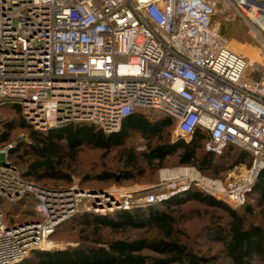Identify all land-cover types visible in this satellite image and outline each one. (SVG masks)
Listing matches in <instances>:
<instances>
[{
  "label": "built area",
  "instance_id": "built-area-1",
  "mask_svg": "<svg viewBox=\"0 0 264 264\" xmlns=\"http://www.w3.org/2000/svg\"><path fill=\"white\" fill-rule=\"evenodd\" d=\"M251 1L264 6V0H0V99L18 104L35 130L90 123L114 133L135 111L154 110L174 119L173 139L200 128L206 152L220 155L233 145L250 157L225 181L178 166L161 168L145 194L88 193L76 184L53 189L23 180L7 160V145L0 149V200L30 194L38 219L8 225L0 208V264L51 249L50 236L84 199L86 212L102 216L165 202L190 187L232 207L245 203L264 170V40L260 59H248L229 48L213 18L221 5L264 20Z\"/></svg>",
  "mask_w": 264,
  "mask_h": 264
},
{
  "label": "trees",
  "instance_id": "trees-1",
  "mask_svg": "<svg viewBox=\"0 0 264 264\" xmlns=\"http://www.w3.org/2000/svg\"><path fill=\"white\" fill-rule=\"evenodd\" d=\"M175 125L165 113L137 110L114 133H105L90 123H71L42 132L23 118L18 104L0 99V149L13 144L8 162L23 180L41 187H67L75 177L84 190L144 184L143 179L158 184L155 173L176 166H193L207 177L218 178L237 164L250 163L249 155L233 145L226 146L220 155L206 152L207 133L200 128L188 139L179 137L171 142ZM135 135L146 141L144 150H137L130 142ZM84 152L93 153L94 161L82 159ZM169 159L177 165H169ZM249 194L264 215V170ZM248 195L243 205L232 208L190 187L165 202L104 216L80 212L57 226L50 236L73 245L52 251L33 250L17 264H264V226L253 222L257 213ZM28 203L34 206L26 208ZM189 204L212 212L199 235L218 246L214 252H201L188 241L182 225L187 221L186 213L192 210L186 208ZM35 205L30 194L10 204L0 200L8 225L28 218L37 220ZM214 212L223 213L224 222Z\"/></svg>",
  "mask_w": 264,
  "mask_h": 264
},
{
  "label": "rangeland",
  "instance_id": "rangeland-1",
  "mask_svg": "<svg viewBox=\"0 0 264 264\" xmlns=\"http://www.w3.org/2000/svg\"><path fill=\"white\" fill-rule=\"evenodd\" d=\"M242 15L243 16H241L239 13H237L236 11H234L232 9H225L224 10L221 7V5H218L215 16L213 19H214V22L218 23L219 32L228 41V46L232 51H234L235 53L242 55L248 59L259 60L261 57V54L263 52V48L261 47V41L264 40V30L259 25L252 23L251 20H249V17H247L244 14H242ZM252 26L255 28L256 32L259 33L258 36L256 34H254ZM172 134H173V131H172ZM170 141L174 142L175 139H173L171 136ZM130 142L134 143V145L136 146V149L139 151L145 149L146 141L137 135H135L133 137V140ZM81 158L84 160L87 159V161H89V162L94 161V155L91 152H87V153L84 152L83 155L81 156ZM168 164L172 165V166L177 165L176 161L173 159H169ZM242 164L244 166L249 165L247 162L242 163ZM176 167H178V166H176ZM235 167H238V168L236 169ZM173 168H175V167H173ZM240 168L241 167L239 166V164H237V165L231 167L230 169H228L227 171L221 172L219 174L218 178L222 179L223 181L228 180V179H232L233 177H235V175H237V172L240 171L239 170ZM156 174L158 176V172H156L154 175L155 180H157ZM118 176H119V174H118ZM118 180H119V177L116 180V182ZM143 180L144 181H141V182H144V184H138V183L137 184H128V185L127 184H120L118 186L117 185H110L109 187L105 188L104 190L116 189L117 191H120V192L125 191V190H131V191H135V192L140 193L143 191L149 192L150 190H152L157 185V183H156L157 181H155V183L149 184V183H147L148 180H145V179H143ZM78 182H79V178L75 177L73 179V182L71 185L76 184L79 187ZM65 187L62 186L60 188H65ZM247 200L250 204L254 205V208L256 209L257 215H256V218H253V222L260 223L264 226V215L261 214L262 212H261L260 206L258 207L256 204L257 200L255 199L254 196H251L250 194L248 195ZM3 204H10V203L3 202ZM88 205H89V201L84 199L82 204L80 205V208H81L80 212H86L85 208ZM31 206H34V203H28L25 207L27 208V207H31ZM187 207L192 209V210H190L191 212L189 211L190 213H186L187 216L185 215V217L187 218V221L182 226H183L186 234L188 235V241H190L193 245H195L196 249H199L201 252H204V253L214 252L215 250H217L218 246L213 245L212 243H208V241L205 240L204 238L201 239L200 235H199V232H201L202 226L208 222V219H210V215L212 214V212L211 211H205V209L203 207H200L196 204H189L186 206V208ZM230 207H232V206H230ZM232 208H235V207H232ZM2 210H3V208H2ZM214 214H216L217 216H221V218L224 222L225 215L223 213L214 212ZM4 215H5V213H4ZM5 217H6V215H5ZM31 219H34V218H28L27 220H31ZM16 223H18V222H16ZM202 235H204V234H202ZM51 241L53 242V247H51V249H49L48 251L64 249L67 246L74 244L71 242L62 241L60 239L58 240L56 238L51 239ZM29 255L26 258H28Z\"/></svg>",
  "mask_w": 264,
  "mask_h": 264
},
{
  "label": "bare ground",
  "instance_id": "bare-ground-1",
  "mask_svg": "<svg viewBox=\"0 0 264 264\" xmlns=\"http://www.w3.org/2000/svg\"><path fill=\"white\" fill-rule=\"evenodd\" d=\"M249 5L255 11L262 12L263 16H264V7H263V5H261L258 2H254V1L249 2ZM248 17H249V20H251L252 23H255V24L259 25L264 30V20H262L263 17H258V16L254 15V14L248 15ZM252 28H253L254 34H256L258 36L259 33L256 32V30H255V28L253 26H252ZM49 245L52 246L51 244H49Z\"/></svg>",
  "mask_w": 264,
  "mask_h": 264
},
{
  "label": "water",
  "instance_id": "water-1",
  "mask_svg": "<svg viewBox=\"0 0 264 264\" xmlns=\"http://www.w3.org/2000/svg\"><path fill=\"white\" fill-rule=\"evenodd\" d=\"M119 176L116 177V180L118 179ZM96 190H87L88 193H94ZM100 191H106V190H100Z\"/></svg>",
  "mask_w": 264,
  "mask_h": 264
}]
</instances>
